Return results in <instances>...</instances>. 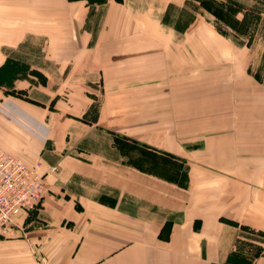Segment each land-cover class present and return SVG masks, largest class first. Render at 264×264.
<instances>
[{
  "label": "crops",
  "instance_id": "obj_1",
  "mask_svg": "<svg viewBox=\"0 0 264 264\" xmlns=\"http://www.w3.org/2000/svg\"><path fill=\"white\" fill-rule=\"evenodd\" d=\"M172 2L0 0V147L57 165L0 264H264V240L235 254L239 224L264 231V81L207 16L179 31ZM25 52L54 65L24 79ZM121 136L183 158L184 187L121 161Z\"/></svg>",
  "mask_w": 264,
  "mask_h": 264
},
{
  "label": "rangeland",
  "instance_id": "obj_2",
  "mask_svg": "<svg viewBox=\"0 0 264 264\" xmlns=\"http://www.w3.org/2000/svg\"><path fill=\"white\" fill-rule=\"evenodd\" d=\"M174 4H183L182 6H172L166 14V19L170 21L179 31H182L186 24L191 20L195 13L207 16L218 31L225 34L236 48L245 51L246 62L253 61L254 55V77L258 81H264V0H173ZM179 1V3H178ZM174 7V8H173ZM238 28V29H236ZM30 45H34L37 53L40 50L41 42L38 40L29 41ZM27 52V50H26ZM22 54V58L17 59L14 63L17 72L22 78H30L26 71L22 72L25 65L28 68L29 61L36 60L37 68L46 65L42 61V57H29L28 53ZM60 63L61 58L55 57ZM64 59V58H63ZM52 60V59H50ZM250 60V61H249ZM41 63V64H40ZM43 64V65H42ZM54 65L50 63L45 66ZM32 67L31 78L35 83L44 84L46 73ZM11 72V70H10ZM9 74V73H4ZM11 85V84H10ZM8 86V92L28 97V92L23 88H15ZM11 87V88H10ZM250 99L247 100V103ZM257 109L250 112V119L255 127L260 128V136L264 137V98H260L255 102ZM253 114V115H252ZM189 144L190 140H183ZM117 155L124 163H128L135 167L138 171L152 175L157 179H164L165 183L175 181L184 187L187 178V168L183 163V158H179L170 153H160L152 149H148L144 143L126 140L123 137H117ZM162 178V179H161ZM171 222L168 220L164 223L160 232L161 236L168 234ZM247 226V225H246ZM240 227V226H239ZM242 236L236 246V255H244L253 252L257 248L256 241L264 240V231L254 230L250 227H240Z\"/></svg>",
  "mask_w": 264,
  "mask_h": 264
},
{
  "label": "built area",
  "instance_id": "obj_3",
  "mask_svg": "<svg viewBox=\"0 0 264 264\" xmlns=\"http://www.w3.org/2000/svg\"><path fill=\"white\" fill-rule=\"evenodd\" d=\"M41 167L40 161L25 162L0 147V237L22 228L21 216L42 200L45 176L57 165Z\"/></svg>",
  "mask_w": 264,
  "mask_h": 264
},
{
  "label": "trees",
  "instance_id": "obj_4",
  "mask_svg": "<svg viewBox=\"0 0 264 264\" xmlns=\"http://www.w3.org/2000/svg\"><path fill=\"white\" fill-rule=\"evenodd\" d=\"M236 29H238V28H236ZM121 137H123V136H121ZM123 138H124V137H123ZM125 139H126V138H125ZM239 226H240V227H246V228L248 227V226H246V225H244V224H239Z\"/></svg>",
  "mask_w": 264,
  "mask_h": 264
}]
</instances>
